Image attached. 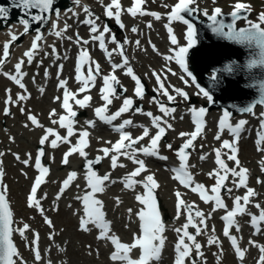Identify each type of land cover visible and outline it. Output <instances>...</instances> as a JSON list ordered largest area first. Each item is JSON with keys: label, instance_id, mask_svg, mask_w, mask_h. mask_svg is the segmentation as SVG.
I'll use <instances>...</instances> for the list:
<instances>
[{"label": "snow or ice", "instance_id": "snow-or-ice-1", "mask_svg": "<svg viewBox=\"0 0 264 264\" xmlns=\"http://www.w3.org/2000/svg\"><path fill=\"white\" fill-rule=\"evenodd\" d=\"M197 0H177V2L171 6L170 11L167 13V21L165 28L167 29L170 43L177 46L174 49H170L171 55L164 57L166 61H175L180 66L184 73L191 76V72L188 69L186 63V56L189 53V49L193 48L197 43V30L193 23L185 18L184 14L191 15L198 11L196 5ZM55 0H11V6L13 8H20L24 11L26 16H30L32 22H43L46 17L45 13L53 12ZM74 3L79 5L80 0H74ZM146 0H132V6L124 8L121 4V0H110V3L101 5L104 8V16L109 20H115L117 26L124 29L125 25L121 20L122 14H128L133 18L137 16L150 15L156 20H161L162 17L159 13L148 12L144 9ZM215 3V0H213ZM165 7H169L165 5ZM36 9L41 15H31V10ZM83 11L86 14V19L83 21L85 25L89 27L90 39H82L77 34L75 43L80 46L78 57L75 65V80L80 85L76 92L71 91L68 88V81L60 79L58 83V90H63L62 97L57 96L56 101L60 102V107L63 114H58L55 109L49 113V119L51 124L58 125L59 129L65 130V134L61 135L57 128L44 127L38 120L36 115L28 114L27 120L31 126L35 128H42L43 135L39 139V145L41 146L35 157L34 167L37 171L33 183L30 187V191L26 197V206L29 209L35 210L42 218L44 224L49 229H54L55 225L45 213L46 209L43 207V201L47 199V194L38 196L41 186L47 182L49 175V167L43 164V158L46 155L44 151V145L48 144L52 149L60 147L62 144L69 145L68 150L63 154L61 163L63 165L69 164V157L78 155L84 160V181L85 185L81 189L82 195H77L75 199L80 202L81 211L74 213L78 217V230L83 233L96 232L95 239L97 241L106 242L111 246L109 254V261L111 264H159L161 261L162 253L165 250V244L167 237L165 235V223L161 215V208L157 199V189L160 188L155 173H151L146 165L145 159L138 157H152L160 161H167L168 156L162 155L160 152L161 140L166 136L167 131L173 128L167 118H175L174 113L177 111L175 107H170L168 104L176 102L177 96L182 97L185 101L189 99L188 94L180 88L172 87L171 94L169 88L165 87V79H162L163 73L152 72V75L156 79L158 87L154 91L158 94L152 97L151 102L156 104L158 111L162 115H154L150 111H144L140 107H136V99L143 100L145 97V85L142 83L140 77L135 73L133 67L130 64L129 58L125 51V45L132 43L125 39L123 42L117 40L114 34H111V29L104 25L101 30L97 21L100 19L87 7L83 6ZM251 12V5L240 2L233 5V11L231 13L232 24L225 25L218 20V17L222 16V10L220 8H214L211 16H208L207 11L203 14L208 16V19L212 24V31L214 34L226 37L229 40L244 43V42H256V44L264 50V12L259 13L257 21L253 22L248 19V14ZM242 13L244 15H242ZM75 14V13H74ZM57 18L60 16V12L56 11ZM9 16V8L7 6L0 5V20H6ZM239 19H245L248 27L237 30L235 28V21ZM174 22H181L186 25V40L187 46H179L177 37L174 35L171 25ZM19 23L23 26V33L26 35L30 29L29 19H21ZM57 27V25H53ZM67 25L64 27V31H67ZM148 28L152 25L148 24ZM227 28V32L224 29ZM133 33L137 32L136 28H132ZM10 40L5 42L2 47V55H0V75L5 76L8 80L18 86L22 92L17 94L15 99L11 95V90H7V98L5 100V107L3 114L9 116L11 114L9 106H19L21 102H26L31 98L30 93L24 83V78L28 75L23 71L26 64L31 65L35 55L38 53L41 47V41L43 36L38 32L31 41V46L23 53V58L19 59L14 65V72H3L4 65L10 59V48L13 42L19 39V35L15 33H9ZM57 37H62L61 31H56ZM106 37H108L106 41ZM71 39V38H69ZM91 42L98 44L101 52L104 53L105 58L111 65V72L108 75L102 76L103 87L99 90L100 100L103 102L101 106L94 108L95 120L86 121L87 128L77 131L76 129V117L78 115L74 107L78 106L80 109H85L91 106L92 96L89 93L93 87H95L97 77L101 76V65L93 60L85 45ZM108 43L114 44L115 48L109 50ZM135 45L140 48V41L136 40ZM153 52L159 54L155 45H152ZM52 52L56 56V59H60L56 53V49L52 46ZM117 54L121 58L120 63H113L112 57ZM264 55V52H262ZM264 65V59L260 61ZM255 66V62L249 67ZM63 65H59V72L63 71ZM118 70H123V74L130 77L134 81V98L125 96L122 99L121 106L115 111L109 114L110 106L114 100L121 99L120 93L117 91V86H120V92H127V89L121 85L119 78L116 75ZM167 71L171 72L168 68ZM225 72L231 73L233 67L231 65L226 66ZM172 75H176L172 72ZM48 76L47 70L45 71V77ZM180 79L184 80V76ZM213 81H218V76L214 73L211 77ZM33 82L35 79L33 78ZM195 83V79L192 81ZM185 83L187 81L185 80ZM171 87V86H170ZM199 87V86H198ZM44 88H39V92L43 95ZM84 94L82 98H78ZM202 94L209 103L213 102V97L209 91L202 87H199V93ZM159 96L166 97L168 104L161 102ZM257 105L264 106V95L253 104L241 109L242 112H247L255 115L254 109ZM21 114L25 113L24 107H19ZM134 112L136 114L144 115L150 120V127L144 125H135L132 119H123L121 123L115 124L114 122L119 120L123 115ZM207 110L205 108H191L192 122L195 125L194 131L191 133H180V137H188L182 145L175 149V156L179 161V166L168 169L172 175L171 179L176 181L180 186L188 191L197 194L201 201L205 204H211V212L206 216L203 211L199 209L196 204H188L183 198V194L180 191L175 192L176 197V219H179L183 214L185 215V223L175 229L177 233V240L174 245V262L173 264H186L190 260V264H198V260L204 257L202 251V245L198 242V237L208 231L207 221L211 219V213L218 210H223L224 215L220 218L224 222L222 235L226 238L230 244V247L235 255V258L244 264L245 257L249 251V248L241 247L242 237H238L233 234V229L237 233L241 232V226L237 222L238 216H249V225L253 229L252 235L259 236L264 234V206L260 203H253V198L258 194L256 190L249 186V169L241 165L239 159V141L241 133L245 130L247 120H240L236 124L230 122L231 114L228 110H225L218 121V132L215 136L216 140H221V136L225 131L231 135L232 140H223L220 148L214 149L216 168L208 173L210 179H214V184L208 188L203 183H197L194 175L190 170L193 165L189 164L191 157V151L195 150V141L198 137L202 136L203 130L206 126L204 119ZM100 121L105 125L112 127V130L118 134V139L115 142L106 141L108 147H101L98 149L102 155H97L95 159H89V154L86 151L90 147L88 129L96 127V121ZM24 127H29V124H25ZM130 127L142 128V133L139 136H133L131 132L126 131ZM152 129H155V134L152 135ZM256 150L264 153V113L260 114V127L256 133ZM72 137H76L75 143L72 141ZM51 138V139H50ZM148 139L146 145H141V142ZM11 139V138H10ZM137 145H140L137 147ZM166 147L169 150H173L171 144H167ZM224 150H227L226 152ZM5 153L0 152V158ZM15 159L22 163L25 167L33 166L31 164L32 156L29 153L27 159L21 160L18 154H13ZM226 156L227 161L234 162V167H229L228 163L224 159ZM121 158L130 161L135 167L126 175L121 177L119 181L112 179V173L108 172L103 175L99 174L96 166L100 165L102 161L108 159L110 162V168L112 171L120 168H126L127 165L121 162ZM201 160L207 159L206 155L200 156ZM261 171L264 172V159L260 161ZM27 175L26 173H24ZM142 179H137L141 177ZM5 172L3 169V161L0 159V264H26L21 256L19 249L14 241V234H18L22 240L27 241L26 247H29L33 253L36 264H40L43 257L40 251V235L38 232L33 231L32 238L25 235L30 230L28 223H23L22 227L17 226L15 219V213L11 207L8 199V187L4 184ZM229 177H231V183L233 187H228ZM78 173L71 171L67 174V177L60 184L59 190L55 196V200L59 201L65 193L72 187L73 183L77 180ZM119 182L123 185V190L135 193L134 200L139 205L137 210L128 208L127 213L131 218L133 215L138 220V232L133 233L131 242H123L121 238L115 234L112 227V222L108 220L107 213L105 211V203L99 198V194H103L106 191L108 184H115ZM257 183H264L259 178ZM78 188L80 185H76ZM137 186L143 191L137 192ZM244 189L242 196H235L232 200V207L229 209L225 203L221 193L222 190L228 194H231L234 190ZM115 203L117 206L121 204L119 197H116ZM249 205L255 207L258 210V214H253L249 210ZM71 207V205H69ZM58 211V205L53 209ZM193 229L194 231H189ZM215 233L216 229H211ZM56 233L51 231L49 233V240H53ZM248 245L251 248L258 250V257L255 264H264V245L257 243L253 239L248 240ZM207 245L209 247L216 246L218 253L214 254L217 257V264H221L223 257L222 241L216 235H210L207 239ZM91 249V245L88 246ZM50 251V249H49ZM91 254V251L89 252ZM97 254H99L97 249ZM47 264H52L51 260L47 261ZM206 264V262H205Z\"/></svg>", "mask_w": 264, "mask_h": 264}, {"label": "rangeland", "instance_id": "rangeland-1", "mask_svg": "<svg viewBox=\"0 0 264 264\" xmlns=\"http://www.w3.org/2000/svg\"><path fill=\"white\" fill-rule=\"evenodd\" d=\"M89 4L91 5V11L95 14V16H98L100 19L98 20V23H101L102 26L107 25L105 22V19L107 17L104 16V8L101 5V0H87ZM177 2V0H146L145 5L143 6L144 9L147 10H162L166 13L170 11V8L172 5H174ZM238 0H221L220 4L218 0H215V3H213V0H197L196 5H193V7H197L198 9L202 10L203 12L207 11L208 15H212L214 8H220L223 12L226 13H232L233 11V5L237 3ZM240 2L246 3L251 5V12L249 16V20L256 22L257 17L259 13L264 12V0H240ZM110 3V0H103V4H108ZM122 6L126 9L128 7L132 6V0H121ZM165 5H168L169 7H165ZM243 14V13H242ZM203 18V16H202ZM121 20L123 24L125 25L124 27V34H120L121 37L126 36L129 37V39L133 38L132 43L130 46H127V53L128 57L132 59V61L136 65V69L138 70L139 74L142 76V78L148 83V92L145 94V97L143 100L136 99V107L142 108L144 111H150L153 114L159 113L158 110H152L153 107L154 109H158L156 104L153 103V106H148L147 103L151 102L152 97L157 96L158 94L154 93V89L157 88L155 85V77L152 75V72L155 71L157 73H163L166 76H168V79L166 80V85L168 87L170 86H178L180 85L181 90H186L189 94L190 97L195 98L197 100L196 104H190L187 101H185L182 97H177L176 102L173 104H168L167 99H163L161 96L158 98L161 100V102L168 104L170 107H175L177 109L176 113H180L179 111H185L189 113V109L192 106H195L194 108H200L203 106L205 103H209L208 100L202 95L198 94L199 89L196 88L195 86H186V84H189V81L187 83H184L180 77L183 76L181 72L178 69V64L175 63V61H166L164 59L165 56L171 55L172 52L170 49H174L177 46H174L170 43V39L168 36L167 29L165 28V24H167V20L163 21H158V23L155 22L154 18L146 17L144 16L143 19H140L137 17V19L133 18L132 16L128 14H122ZM112 24H116L115 20H111ZM62 23V22H61ZM60 23V28L62 24ZM151 24L152 27L148 28L147 25ZM239 26H245L248 25L247 21L245 19L240 20L238 22ZM176 26V25H175ZM172 26L174 29V35L177 37L178 44L179 46H187V40H186V28L184 26H179L177 25L176 27ZM264 27V26H262ZM132 28H136L137 32L133 33L131 31ZM79 30L77 27L76 29L73 30L71 37L76 41L75 33L76 31ZM113 34H116L118 31L116 29H111ZM82 33V31H81ZM84 39V37H83ZM139 40L140 41V48H137L135 45V41ZM152 45H155L156 49H158L159 54L156 52L152 51ZM2 45H0V55H2ZM80 48L79 45H77L74 41L72 40H67L65 43L59 44L58 47H55L61 57L62 56H67L68 58H71V61L68 62V69H67V74L65 76L66 79H69V83L74 82L73 78V73L71 70V67L74 66V56L77 54L78 49ZM68 49V52L66 51ZM52 52V48L51 51ZM49 55V53H46L42 56V58L38 59V61L32 66L31 71H29V76L26 78L27 83L30 85V90L36 92V97L33 98L30 102H21L19 106H9L10 107V112L11 114L9 116H5L3 114V109L6 106L5 105V100L7 98V90H11V95L13 99L16 97V92L13 90L14 83L10 82L7 80V82L2 81L0 82V135L4 134L6 135V142L5 145L3 146V151L10 156V165L11 168L7 170V174L5 177V183L9 187V192H8V197L10 199L13 211L15 213V218L17 221V224L19 227L23 226V223H28L30 225V230L25 234L29 240L32 238L33 231L38 232L40 235V251L41 255L43 257L42 261L40 264H47L48 260L52 261V264H110L108 262V256L106 258L105 255H103L100 252V248L96 247V243L94 242V239L90 235H85L82 233L78 232L77 229V222L75 217V207L71 208L69 207L70 202L69 200H66L62 203V206L64 207H59L60 213L56 215V211L53 210L55 207V203L51 201H43V207L46 209V215L52 219L55 228L54 229H49L46 228V225L43 222V218L38 215V213L33 210L29 209L26 206V197L30 191V187L33 183V180L35 176L37 175L36 169H34V161L35 157L37 155V152L39 150V139L43 135V129L42 128H35L31 126L30 122L27 120V115L28 114H33L36 115L38 120L44 127H53V128H58V125H53L50 122L49 119V113L53 109H57V113H63L61 107L58 106H52V102L50 100V97L53 96H60V90L57 88V82L59 79H56L54 83H51L50 81L48 82L47 86L49 87V94L48 96L44 95H38V90L33 88V78L35 79V83L37 85L40 84L39 78L44 75V70L47 65L50 64V61L46 58V56ZM94 58L98 60V54L94 53L93 54ZM44 60L43 63H41V60ZM59 59H56L54 62L53 66V72L55 71V66L58 64ZM42 64V65H41ZM103 66L106 69L103 70L102 75L100 76V86L97 87V89L91 94L92 97L94 98L95 102H99L100 96H99V90L103 87V82L101 80V77L104 75H108V66H110L109 62L103 61ZM12 66H9L8 72L11 73L13 72V69H11ZM166 68H171L173 71H179L176 72V75L172 74H167L166 73ZM211 76V73H209ZM121 77V85L127 89L126 94L128 97H132L135 99L133 93H134V88L132 86V81L130 78H127L123 75ZM50 78V77H49ZM65 79V80H66ZM46 89V88H45ZM36 90V91H35ZM16 91L17 94L21 93L22 90L17 89ZM174 93V92H173ZM153 94V95H152ZM175 95V93H174ZM39 97V98H37ZM45 99V101L42 103L39 100ZM99 99V100H97ZM122 100V99H118ZM166 101V102H165ZM152 103V102H151ZM117 104L121 105V102H117ZM102 103L100 104V106ZM19 107H24L25 108V113L21 114ZM95 107H98V105H93L92 109L94 110ZM148 109H147V108ZM112 108V105L110 106V109ZM222 110L219 108L213 109L209 113V119L210 124L208 128V133L210 135H214V131L217 130L216 122L219 120L220 117V112ZM255 115L250 114V113H244V114H239L235 115L232 117V120L234 122L239 121L242 118H247L251 121L255 118H260V114L264 113V107H257L255 109ZM110 113V112H109ZM134 115H140L136 114L134 112H130ZM162 115V114H160ZM83 116V115H81ZM129 117H133L128 114ZM140 115V118L137 121L138 125H142V121L145 120V116ZM191 116V113H190ZM188 115L187 118L183 119V116H175L174 119L170 118L169 123L174 124L173 128L169 131L171 136H168V143L171 144L173 141L179 139L177 132H175V129H180L183 131V133H191L190 130H188V125L189 121H192V116L190 117ZM149 118L146 117V120ZM177 120V124L174 122V120ZM88 121V120H87ZM254 123V122H253ZM25 124H29V127H24ZM213 126L214 128H210ZM84 128H87L86 123H79L78 127L76 128L77 131L82 130ZM142 129V128H141ZM210 129L212 131H210ZM100 130H105V129H100L99 127H95L94 129H88L90 132V140L91 143L93 141L95 142H106V140H100L102 137L96 136V132ZM142 133V131H141ZM141 133L135 135L139 136ZM182 133V132H181ZM133 134V133H132ZM3 135V136H4ZM134 135V134H133ZM96 136V137H95ZM209 135L206 136L208 138ZM11 138V139H10ZM51 139V138H50ZM76 138H72L73 143H75ZM148 140V139H147ZM115 142V140H113ZM183 143V140L181 141ZM202 142V141H199ZM197 150L201 148V146H206L207 143L205 142L204 144L196 142L195 143ZM210 144V143H208ZM215 148H218V144L214 142ZM49 146L48 144H45L44 147L46 148V162H51L52 167L54 169V174L52 178L48 181L46 184V190L44 191V194L46 193L47 196L50 197V200L55 198L56 192L58 191L61 182L67 177V174L71 171H76L78 175H84V171L82 170V166L84 165L83 159L79 157V160H71L69 162V167H66V170L61 169V167L58 166L59 163V157L60 153L62 155L65 153L64 150L68 145H64L62 148H56V149H50L47 148ZM0 147H1V142H0ZM102 145L98 146H93L90 145L86 151L89 154V159H95V155H100L98 152V149L101 148ZM57 154L54 156L53 151H57ZM68 148L66 149V151ZM208 149L205 151L207 152ZM203 151V152H205ZM171 152V151H170ZM205 152V153H206ZM31 154L32 156V161L31 164L33 166L25 167L22 163L17 161L15 159V156L13 154H18L21 157V160L27 159L28 154ZM193 154V153H191ZM173 155L175 156V151H173ZM200 154L197 153V156ZM194 156V155H192ZM176 157V156H175ZM74 159V158H73ZM122 159V158H121ZM107 159H105L102 163V166H104L105 162ZM261 155L256 151H250L246 150V145L243 146V152H242V159H241V165L243 167H246L249 169L250 174L254 176V183H257L258 177L260 178L264 172L261 171L260 167V161H261ZM190 161L192 165L195 167L194 158L190 157ZM227 161V158H226ZM109 162V160H108ZM210 163L214 164V156L212 155L211 159L207 163H198V166L201 168H206L207 165H210ZM229 167H232L230 165V161H227ZM46 165V164H44ZM254 168H256L255 174L253 172ZM65 172V173H64ZM26 173L27 175H25ZM162 173L164 174V177H161V182H162V187L168 191L170 194L171 198H173L174 191L169 190L168 188H172L173 184L169 182L167 174L164 172V169H162ZM261 179V178H260ZM264 181V179L262 180ZM83 184V183H82ZM165 184V187H164ZM74 187V184L72 185L71 189ZM168 187V188H167ZM163 189V190H164ZM163 190L161 193H163ZM72 193L68 194L71 196ZM43 196V195H41ZM263 198V196H261ZM115 200V198H113ZM55 201V199H54ZM124 202L123 200H121ZM191 203H195L193 200H189ZM56 203L58 201H55ZM129 204H120L119 206L116 205V208L118 210V214L116 216H113V214L110 213L111 216L114 217L116 220V230L119 233H126L128 230V227L134 228V215L130 218L127 213L128 208H133L135 207V203L131 201L133 206L128 202ZM116 204V203H115ZM114 206V203H113ZM200 209H204L201 208ZM205 210V209H204ZM211 212V211H210ZM207 212V215L210 213ZM50 215H53L51 217ZM206 215V216H207ZM213 213H211L212 217ZM117 221L119 225H117ZM216 231L215 235L219 236L221 232L220 226L217 224H214L213 226ZM212 227V228H213ZM244 231L250 235L252 231L247 228L246 224L241 225ZM212 228L208 227V231L203 233L201 236H199L198 242L201 243L202 251L204 252V257L200 260H198V264H217V258L214 254L217 253V247L212 246L209 247L207 245V239L208 237L213 233L211 231ZM193 230V229H192ZM51 231H55L56 235L53 240H49L48 236ZM194 231V230H193ZM16 236V243L18 245L19 251L21 253V256L23 257L24 261L26 264H36L34 260V256L32 251L30 250L29 247H26L27 241L22 240L20 236L18 237V234ZM258 243H262L260 240H257ZM89 245H91V249H89ZM101 247H104V244H100ZM50 249V251H49ZM97 249L99 254H97ZM91 251V254L89 252ZM224 251H226L224 249ZM254 258V261L256 259ZM236 264V262L232 263Z\"/></svg>", "mask_w": 264, "mask_h": 264}, {"label": "water", "instance_id": "water-1", "mask_svg": "<svg viewBox=\"0 0 264 264\" xmlns=\"http://www.w3.org/2000/svg\"><path fill=\"white\" fill-rule=\"evenodd\" d=\"M81 4L82 0H80L79 5L75 4L74 0H55L53 12L45 13L46 19L43 22L36 23L32 22L30 16H26L20 8H13L11 0H0V5L9 8L8 18L0 20V33L19 35V39L11 45L10 60L17 62L21 59L24 48L26 50L30 48V42L38 32L43 36L38 53L45 48L49 39L55 38L58 40L59 37L55 35V32L61 31L63 33L60 28V18L69 17L72 12L77 11ZM56 11L60 12L59 18L55 15ZM35 13H38L37 10L32 9L31 15ZM196 13L199 14V11ZM184 15L186 19L194 24L197 30V43L189 49L187 55L191 63V70L202 87L209 91L213 97V102L205 104V109L207 111L216 108L223 111L228 110L231 116L247 113L240 110L253 104L264 95V65L260 63L264 59V55H262L264 50L254 41L251 43H238L214 34L208 16L204 15L203 18H200L194 13ZM21 19H29L30 29L26 35H21L23 30L19 32L20 27L23 28L19 23ZM218 20L225 25L233 22L231 14L226 13H222ZM240 20L243 19L235 21V28L237 30L247 28L248 25H238ZM54 24L57 27L54 28ZM224 31L227 32V28ZM2 40L8 42L10 38ZM253 62H255V66L249 67ZM229 65L233 67L231 73L224 71L225 67ZM209 73H211V76ZM214 73L218 76V81L211 79ZM259 106L257 105L255 109Z\"/></svg>", "mask_w": 264, "mask_h": 264}, {"label": "bare ground", "instance_id": "bare-ground-1", "mask_svg": "<svg viewBox=\"0 0 264 264\" xmlns=\"http://www.w3.org/2000/svg\"><path fill=\"white\" fill-rule=\"evenodd\" d=\"M84 12V11H83ZM83 12L82 11H80L77 15H74V16H72L71 18H69V19H66L65 21H64V26L65 25H67L68 27H67V32H66V35H65V37L63 38V39H61V40H57V39H55V38H53V39H49V41H48V43L46 44V46H48V47H46V49H45V51H43L38 57H37V59L35 60V61H33L32 62V64L31 65H27L25 68H24V70L23 71H28L29 69H30V67L32 66V65H34L36 62H37V60L38 59H40V58H42V56L44 55V54H46V53H49V55H50V57H49V59H50V61H55V59H56V56L55 55H53V53H50V51H51V48H52V44H54V47H58L59 46V44H61V43H64L66 40H67V37H69L71 34H72V32H73V30L75 29V28H77V25H75L74 23L76 22V18L77 17H81L82 16V14H83ZM34 15H41V13H35ZM43 15H45V14H43ZM137 17H139L140 19H143L144 17L143 16H137ZM137 17H135V19H137ZM64 20V18L63 17H61L60 18V23L62 22ZM62 27V26H61ZM21 30H23V28L22 27H20V29H19V32L21 31ZM10 37V35L9 34H6V33H0V42H2V44H3V40L2 39H8ZM116 38H117V40L118 41H120V42H123L124 40H122V38H121V36H119V35H116ZM32 39V38H31ZM132 41V40H131ZM31 43V42H30ZM50 45V46H49ZM107 46H109V45H107ZM125 47H126V45H125ZM114 57H115V60L114 61H117V58H118V55L117 54H115L114 55ZM21 58H23V56H21ZM130 61V64H133V65H135L134 63H133V61H132V59H130L129 60ZM44 62V60L42 59L41 60V63H43ZM136 66V65H135ZM108 70H111V66H108ZM116 75H117V77L119 78V80H121V75L118 73V72H116ZM128 78H130V77H128ZM55 78H51V79H49V80H51V81H53ZM131 79V78H130ZM39 80H40V82H42L43 81V78H39ZM24 81H25V79H24ZM45 85V84H44ZM44 85H42V86H44ZM132 86H133V88L135 87V84H134V82H132ZM165 86H166V84H165ZM167 88H168V86H166ZM172 87H175V88H179L180 87V85H178V86H172ZM172 87L171 88H169V91H170V93L171 94H173L174 95V93L172 92ZM190 87V86H189ZM190 88H192V87H190ZM118 90H120V86H119V88H118ZM60 92H62V90H60ZM75 92V91H74ZM120 93V92H119ZM84 94H81V96H79L78 98H82V96H83ZM120 95H121V99H123L125 96H127L126 94H124V93H120ZM128 97V96H127ZM163 99H165L166 97H163V96H161ZM178 97V96H177ZM40 102H44L45 101V99H41V100H39ZM121 102L122 103V100H118V99H116V100H114V102H113V104H112V108L110 109V113L109 114H111L112 112H115L121 105L120 104H117V102ZM166 102V101H165ZM195 101H193V103H194ZM28 103V102H27ZM147 105L148 106H153V103H151V102H148L147 103ZM147 108V107H146ZM148 109V108H147ZM74 110L75 111H77V113H83V116H78V117H76V120H77V124H76V128L78 127V125H79V123H85L87 120H95L96 118H95V116H94V111H93V109H92V106H90V107H88V108H85V109H80L78 106H76V107H74ZM152 110H158V109H154V107H153V109ZM180 113H174V115L175 116H183V119H185V118H187V112H185V111H179ZM58 114H63V113H58ZM85 114V115H84ZM128 114L129 115H131V116H133L132 118L131 117H129L128 116ZM161 113L159 112V113H157V114H154V115H160ZM144 117V116H143ZM140 118V115H134V114H132V113H127V114H125V115H123L119 120H117V121H115L114 123L115 124H119V123H121L122 122V120L123 119H132L133 120V122H134V124L135 125H138L137 124V121H138V119ZM97 122L99 123L98 124V127L99 128H104L105 130H101V131H97L96 132V136H99V137H102L100 140H106V141H112L113 142V140H117L119 137H118V134L117 133H115L112 129H111V126H109V125H105V124H103V123H101L100 121H98L97 120ZM143 123H142V125H144V126H148V127H150V120L148 119V120H146V116H145V120L144 121H142ZM174 122L177 124V122H179V121H177L176 119L174 120ZM189 124H190V121H189ZM173 126H174V124H173ZM210 128H214L213 126H211ZM59 131H60V134L61 135H64L65 134V130H63V129H59V128H57ZM191 129V126L190 125H188V130H190ZM254 129L256 130V128L254 127ZM90 130V129H89ZM127 131H132L133 133H134V137H135V135H137V134H139V133H141V131H142V129L140 128V127H130V128H128V129H126ZM210 131H212L211 129H210ZM175 132H177V133H181V132H183L182 130H181V128L180 129H175ZM217 130L216 131H214V134L216 135L217 134ZM151 133H154L155 134V129H152V132ZM206 133H208L207 131H206ZM205 133V134H206ZM167 134H168V136H171L170 135V132L169 131H167ZM4 134H1L0 135V142H1V152H3V153H5L4 151H3V146L5 145V142H6V135H4ZM95 136V137H96ZM89 141H90V143H91V140H90V138H89ZM205 142H207V143H210V141H209V139H205L204 140ZM179 141L178 140H175V142H173V143H171V145L173 146V150H175V149H178L179 148V143H178ZM148 143V141H147V138L144 140V141H142L141 142V145H146ZM92 144H93V146H98V145H102V147H108L109 145L108 144H106V143H104V142H95V141H93L92 142ZM92 144H90V145H92ZM65 145V144H64ZM140 145H137V147H139ZM213 144H208V147L210 148V150H214V148H213ZM63 147V145H61L60 147H59V149L60 148H62ZM47 148H50V149H52L50 146H47ZM57 152H58V150L57 151H53V155L55 156L56 154H57ZM100 155H102V153H100ZM95 156H97V154L95 155ZM74 158V159H73ZM140 158H142V157H140ZM46 159L47 158H45V161H46ZM71 160H76V161H78L79 160V157L77 156V155H73V156H71V157H69V162L71 161ZM2 161H3V169H4V172H7V170L9 169V168H11V165H10V156L8 155V154H6L5 153V155L2 157ZM121 162L122 163H125L126 165H127V167L130 165V161H127V160H124V159H121ZM49 163V162H48ZM155 163V165L157 166V167H160V166H162L163 165V163H161V162H159L158 164L156 163V162H151V164H154ZM104 166H105V168L104 167H102V170L101 171H99V174H101V175H103L104 173H101V172H104L105 170H107L108 172H111L112 173V176H114V174H120L121 173V171H124L125 170V168H120V169H116L115 171H112L111 170V168H110V162H108V159L106 160V162H105V164H104ZM59 167H61V166H59ZM66 167H69V166H67V165H64L63 167H61V169H64V170H66ZM255 171H256V168H254V170H253V172H254V174H255ZM65 173V172H64ZM53 176V175H52ZM52 176L49 178V180L52 178ZM76 185H80V187L82 186V180H81V178H79L77 181H76V183L74 184V187H75V189H78V187L76 186ZM79 187V188H80ZM164 187H165V184H164ZM163 196H164V202L165 203H163V206L165 207V209H167V206H169L171 203H172V198H171V196H170V194L168 193V191L166 190V189H164V191H163ZM110 198V197H109ZM108 198V199H109ZM107 199V200H108ZM129 200V202H131V199L129 198L128 199ZM76 202V201H75ZM107 204H108V207H109V209H110V212H111V214H113V215H117V213H118V211H117V209L116 208H114L113 207V200L110 198L109 199V201L107 202ZM127 204V203H126ZM171 215H170V219H169V221H171ZM181 224H183V222H181ZM117 225H119V223H117ZM216 233H212L211 235H215ZM246 232H244V231H241V237H242V239H241V247L242 248H245L246 247ZM226 243V242H225ZM249 253H248V260L249 261H252V258H253V256L255 255V250L253 249V248H249V251H248ZM21 254V253H20ZM231 259V257H230V255H226L225 257H224V261H229Z\"/></svg>", "mask_w": 264, "mask_h": 264}]
</instances>
